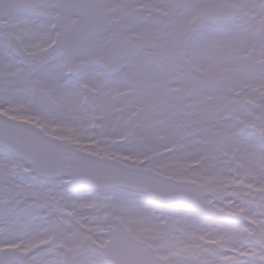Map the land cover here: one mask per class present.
Wrapping results in <instances>:
<instances>
[{
	"label": "snow or ice",
	"instance_id": "1",
	"mask_svg": "<svg viewBox=\"0 0 264 264\" xmlns=\"http://www.w3.org/2000/svg\"><path fill=\"white\" fill-rule=\"evenodd\" d=\"M0 264H264V0H0Z\"/></svg>",
	"mask_w": 264,
	"mask_h": 264
}]
</instances>
